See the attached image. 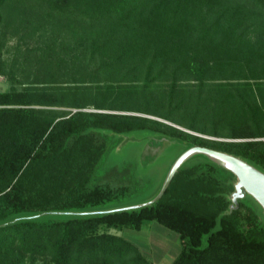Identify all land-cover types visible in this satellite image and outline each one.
I'll use <instances>...</instances> for the list:
<instances>
[{
    "label": "trees",
    "instance_id": "obj_1",
    "mask_svg": "<svg viewBox=\"0 0 264 264\" xmlns=\"http://www.w3.org/2000/svg\"><path fill=\"white\" fill-rule=\"evenodd\" d=\"M10 2L57 33L18 64L0 39V264H152L110 232L150 222L178 235L170 264H264V223L242 200L224 212L233 175L207 158L153 203L97 212L130 192L101 182L111 133L162 132L264 171V0H0V24Z\"/></svg>",
    "mask_w": 264,
    "mask_h": 264
},
{
    "label": "rangeland",
    "instance_id": "obj_2",
    "mask_svg": "<svg viewBox=\"0 0 264 264\" xmlns=\"http://www.w3.org/2000/svg\"><path fill=\"white\" fill-rule=\"evenodd\" d=\"M1 12L3 15L0 24V39L3 46L2 56L12 63H20L19 61L23 58L22 52L26 49L35 46L43 47L45 44L44 34L56 32L52 21H46L40 13L21 8L13 2L3 6ZM60 33L63 34L61 38L64 40V37L71 39V32L69 33L67 29L61 30ZM61 54L65 57L68 55L67 53ZM10 85V81L3 77L0 82V91L8 90ZM64 109L69 108L65 107ZM149 116L151 117V115ZM156 118L163 120L160 117ZM168 123L188 132L190 131L171 121H168ZM190 132L197 134L193 131ZM203 137L215 138L209 135H203ZM106 138L107 149L99 167L101 182L112 186L121 184L130 186L128 196L119 205L127 206L138 203L140 205L156 197L170 169L184 155L185 157L179 165H186L189 161L200 157L214 161L231 172L233 178L230 182L233 189L229 192L230 203L224 212L227 213L237 209L239 202L242 200L259 214L260 220L264 223V208L248 193L243 194L239 190V185L244 191L245 188L243 183L238 181L240 171L235 165L212 158L199 151L187 153L186 150L189 147L185 142L175 140L162 132L134 130L126 134L111 133ZM258 170V176L252 175V179L258 185L264 187V171ZM110 232L122 234L128 240L134 242L152 264H170L180 251L178 235L156 222L145 224L139 231L111 229ZM37 262L41 264L42 260L38 258Z\"/></svg>",
    "mask_w": 264,
    "mask_h": 264
},
{
    "label": "water",
    "instance_id": "obj_3",
    "mask_svg": "<svg viewBox=\"0 0 264 264\" xmlns=\"http://www.w3.org/2000/svg\"><path fill=\"white\" fill-rule=\"evenodd\" d=\"M187 153L192 152V151H199L202 153H205L209 156H211L212 158H216L219 160H222L223 162H229L233 165H235L238 169H239V173H238V181L240 183H243L245 191L241 188V185H239V190H241V193L245 194L248 193L250 194L263 208H264V187L261 185H258L253 179H252V175H256L258 176L259 174V170L257 167H255L252 164H249L245 161H243L242 159L235 157L231 154H227L224 152H220V151H216L207 147H202V146H191L189 147L187 150ZM184 155L179 159V161H177L173 168L170 169L168 176L166 178V180L164 181L161 190L159 191V193L157 194L156 197H154L152 200H150L149 202H146L144 204H135V205H127V206H118V207H112V208H107L105 210H100L97 212H101V211H115V210H122V209H128V208H136V207H141L143 205H148L150 203H153L155 200H157L166 190L169 182L172 179V176L174 174V172L176 171V169L178 168L181 160L184 159ZM257 168V169H256ZM96 212V211H94Z\"/></svg>",
    "mask_w": 264,
    "mask_h": 264
},
{
    "label": "built area",
    "instance_id": "obj_4",
    "mask_svg": "<svg viewBox=\"0 0 264 264\" xmlns=\"http://www.w3.org/2000/svg\"><path fill=\"white\" fill-rule=\"evenodd\" d=\"M3 76L0 74V82L2 81Z\"/></svg>",
    "mask_w": 264,
    "mask_h": 264
},
{
    "label": "crops",
    "instance_id": "obj_5",
    "mask_svg": "<svg viewBox=\"0 0 264 264\" xmlns=\"http://www.w3.org/2000/svg\"><path fill=\"white\" fill-rule=\"evenodd\" d=\"M177 254H178V253H177ZM175 257H176V256H175ZM175 257H174V258H175Z\"/></svg>",
    "mask_w": 264,
    "mask_h": 264
}]
</instances>
